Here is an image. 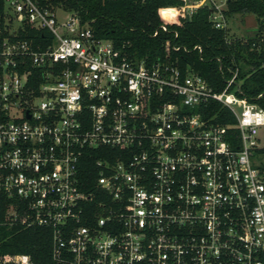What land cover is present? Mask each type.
Listing matches in <instances>:
<instances>
[{"label":"built area","instance_id":"2783aa9c","mask_svg":"<svg viewBox=\"0 0 264 264\" xmlns=\"http://www.w3.org/2000/svg\"><path fill=\"white\" fill-rule=\"evenodd\" d=\"M180 1L175 17L208 6L228 30L215 0ZM25 25L45 44L20 39ZM163 48L138 57L74 12L4 0L0 195L11 223L50 231L57 264H264V108L237 68L217 91Z\"/></svg>","mask_w":264,"mask_h":264},{"label":"trees","instance_id":"16d2710c","mask_svg":"<svg viewBox=\"0 0 264 264\" xmlns=\"http://www.w3.org/2000/svg\"><path fill=\"white\" fill-rule=\"evenodd\" d=\"M33 1L41 8L76 13L83 23H88L96 38L111 39L116 46L124 45L130 54L138 57L163 58L167 40L181 46L179 51L171 53L172 60L181 68L190 66L217 91L237 68L241 94L264 108V98L254 100L258 93L264 92V0H226L223 13L227 19L234 14H252L257 19L255 34L242 37L229 36L226 28H215L208 6L197 8L189 20L175 17V12L168 8L180 7V0ZM3 13L4 0H0V15ZM160 25H165L166 30H161ZM156 30L157 35L153 36ZM17 35L34 45L45 44L42 39L48 37L47 31H36L26 25ZM214 114V111L209 113ZM225 117L229 122L234 121L232 116ZM257 153L264 172V147ZM101 157L99 153L87 156V166ZM14 202L0 195V254H25L32 264H57L51 258L48 229L11 223L8 208Z\"/></svg>","mask_w":264,"mask_h":264},{"label":"rangeland","instance_id":"374dc122","mask_svg":"<svg viewBox=\"0 0 264 264\" xmlns=\"http://www.w3.org/2000/svg\"><path fill=\"white\" fill-rule=\"evenodd\" d=\"M217 3L221 4V7L225 8V0H215ZM60 18L64 17V14L60 13ZM257 19L252 14H247L241 16L239 14H234L229 17L227 21L228 35L229 36H245L254 35L257 29ZM261 141L264 142V130L260 132Z\"/></svg>","mask_w":264,"mask_h":264},{"label":"crops","instance_id":"0c3cea01","mask_svg":"<svg viewBox=\"0 0 264 264\" xmlns=\"http://www.w3.org/2000/svg\"><path fill=\"white\" fill-rule=\"evenodd\" d=\"M229 19V18H228ZM239 37H242V36H239Z\"/></svg>","mask_w":264,"mask_h":264}]
</instances>
